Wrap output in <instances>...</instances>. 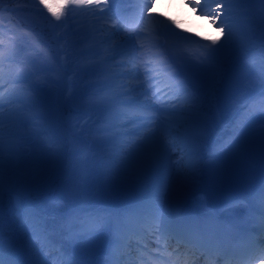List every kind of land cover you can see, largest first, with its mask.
I'll return each mask as SVG.
<instances>
[{
  "label": "bare ground",
  "instance_id": "1",
  "mask_svg": "<svg viewBox=\"0 0 264 264\" xmlns=\"http://www.w3.org/2000/svg\"><path fill=\"white\" fill-rule=\"evenodd\" d=\"M146 1L151 8L150 11L144 9L138 0H122L120 3H114V8L126 10L120 18L113 17L111 13L101 15L106 11L103 2L83 4V6L66 4V12L63 14V21L59 28L65 47V56L77 65L73 69L70 67L74 82L73 89L90 99H96L99 95H108L105 100L113 103L111 105L113 115L106 114L107 110L103 107L81 105L78 109L80 117L77 129L80 141L72 156L88 159L84 162L83 172L90 173L91 178L85 191L80 194L82 203L72 211L70 217L67 219L63 217L62 204L58 201H48L41 207L36 203L31 206L39 214V223L47 231L51 240L63 249H66L68 245L69 225L73 226L71 233L78 232L82 226H77L75 223L85 224L88 221L92 225L99 218L92 227L100 228V222L103 221L104 230L97 233L96 243L91 247L86 240L84 242L93 249L88 253L90 259L94 254L97 256L100 254L102 246L109 244L107 247L110 253L106 256L108 259L114 251L117 232L110 219L111 215L96 201L98 195L107 191L116 195L124 204L122 214H126L136 207L135 202L142 200L146 203L148 199L151 200L159 193L166 192L167 213L174 214L180 222V227L190 222H193V228L196 227L195 223L198 224L197 231L192 234L195 238L203 240L201 246L207 254L217 249L222 251L225 248L241 256V258L237 256L227 260V264L248 262L243 252L244 239L249 233L255 235L264 232V225L261 223L264 219V193L259 192L253 205L252 203L239 204L221 210L218 216L206 210L207 207L215 206L213 200L218 196L215 192L211 200L208 198L214 188L212 185L206 186V177L207 174L211 178L212 175H217L210 161L217 165H223L226 161L227 151H223L221 155L218 153L224 150L223 145L230 139L231 133H235L233 138L240 133L243 136L248 133L246 130L250 127H242L240 116L245 114L249 117L257 110L253 107L254 100L259 99L257 88L252 86L254 78L243 75L249 70L247 62L252 61L251 49L246 45H237L233 37L220 58V67L222 64L230 66L233 63H238L240 67L231 90L224 99L225 118L219 120L216 111L221 102L215 96L219 85L218 75L214 71L202 73L198 69V62L206 49L217 47L224 41L223 36L216 44H213L212 40L213 37L220 35L214 27L218 25L213 24L208 16V8L215 7V0H200L202 5L204 2H209L208 8L204 11L199 10L196 0L191 1L190 4H187L189 0ZM162 8L166 10L163 11ZM241 8L244 12L239 13L236 9L229 18L233 29L236 28L235 18L239 16L245 19V23L250 24L252 15L247 9V4ZM142 9H144L143 19L141 18ZM97 18L102 19L95 23V35L100 38L102 35L109 34V37L103 39V46L91 47V38L87 37L83 23ZM181 43L185 44L183 48L180 46ZM209 45L212 46L209 47ZM5 49L0 45V51L3 52ZM180 49L181 53H177ZM151 50L158 51V54L150 56ZM119 52L122 54L119 55ZM130 52H134L135 55L131 56ZM10 57L12 60L0 65V86H5L4 89L0 88V104H3L0 112L8 115L9 108H14L22 109L19 115L21 117L28 114L34 116L36 108L39 107L46 126L47 134H42L40 131L36 135L35 140H41L37 145L27 142L29 148L39 147L38 156L33 158L37 165V172L28 187L32 189L42 185L52 169L54 157L59 153L58 144L53 138L57 136L60 129L56 123L54 101L44 91L49 84L46 83L42 88H38L32 83L29 70L18 76L23 73L25 62L18 61L14 53ZM184 58L186 63H183ZM145 61L154 63L149 67L153 70L150 74L145 72L147 69ZM2 69L8 71L10 76L1 77ZM127 69L130 70V74L137 70L141 72L132 78L130 75H125L124 72ZM113 74H119V76L101 79L102 76ZM16 76L17 79L10 82V79ZM104 85L107 87L104 88ZM2 92L5 93L2 94ZM193 93L200 97V102L195 108H190L186 97ZM112 94L118 97L110 98ZM260 98L264 99V97ZM122 100L126 103H116ZM141 111L153 114L152 118L133 119L135 113ZM156 118L162 119L170 130V134H165L163 137L164 143L171 144L169 140H174L177 145L170 148L171 159L162 166L155 163H141V153L133 152L132 155H127L132 145L142 140L151 128H140L141 131L137 134L125 131L130 128V125L147 120H151L148 122L149 125L155 126L152 120ZM187 118H191V121L185 125ZM31 119L25 117L20 125V130H27L24 134L26 139H32L28 131L32 124ZM181 130L188 131L190 136L180 139L179 134L173 133ZM48 135L50 138L47 140ZM105 135L109 138L104 137ZM175 150H178L177 154ZM208 155L212 156L211 159L207 158ZM178 156L189 160V166L176 164ZM188 176L193 178L191 183L186 180ZM136 181L138 182L136 191L124 195L125 190H130ZM181 183H185L188 188L181 186ZM215 183L218 185V181ZM175 188L185 194L181 202L174 201L173 207L170 208L167 201L171 199ZM199 197L201 200L195 205L193 200ZM183 203L190 206V212H181L180 207ZM197 210H203L206 214L199 218L195 215ZM191 212L194 214L192 215ZM63 218L65 222H62ZM126 224L128 227L123 232L136 225L135 217H128ZM147 224L144 225L147 235L157 233V239H172L173 236L170 234L162 235L151 226V223ZM192 230L194 229L184 228L186 236H190ZM184 241L183 243L173 240L171 243V245L177 243L182 247L178 255L186 249L182 260L177 261L178 264H182L183 260L190 258L191 253L198 251L193 248L197 243L195 240L187 238ZM224 243L229 245L225 247ZM23 244L27 245L28 251L25 256H20L18 250ZM0 245L4 248L6 264H12V261H17L18 264H39L40 261L47 259L45 251L32 241L29 231L17 218L15 202L9 199L7 192L4 199L0 200ZM122 253L123 250L120 248L114 252L116 264H125L126 261L131 262L135 259V256L129 259L119 258ZM254 261L257 263L253 264H264V257Z\"/></svg>",
  "mask_w": 264,
  "mask_h": 264
},
{
  "label": "rangeland",
  "instance_id": "2",
  "mask_svg": "<svg viewBox=\"0 0 264 264\" xmlns=\"http://www.w3.org/2000/svg\"><path fill=\"white\" fill-rule=\"evenodd\" d=\"M16 1L17 4L13 7L0 10V45L6 48L5 51H0V65L6 61L12 60L10 55L14 53V56L18 58V61L20 60L25 62L23 73H20L18 76L25 74L29 70L32 75V83L38 88H42V86L46 83L49 84L47 90L44 89V91H46V93L50 95L49 98L54 101L56 123L60 129L57 136L53 138V140L55 139L58 144L59 153L54 157L50 173L46 176L42 185L28 189L26 191L25 198L28 204L32 205L36 203L40 207L48 201H58L62 204V215L65 219H67V217H70L72 211L82 203L80 194L85 191L87 183L91 178L90 173L83 172L84 162L88 159L85 157L72 156L78 146V142L80 141V134L77 129L78 119L80 117L78 109L81 105L103 107V109L107 110L106 114L112 116L113 112L111 110V105L113 103L105 100V98H108V95H99L96 99H90L89 97H83L81 93L73 89L74 82L70 67L73 69V67L77 65L72 63L68 56H65V47L59 28L63 21V14L66 12L65 0H51L50 2H47L54 10L60 11L59 19L53 16L51 12H49L48 9L41 3H34L32 0ZM191 1L194 2L195 0H189L187 4H190ZM208 4V1L204 2L203 5H205V9L208 8ZM62 5L63 7H61ZM80 6H83V4ZM247 9L252 15L250 18V24L245 23V19L242 18V16L235 18L236 28L233 29V37L236 39L237 45H246L251 49L252 61L247 62L249 70L245 71L243 75L254 78L252 86L254 85L253 87L258 89L259 97H262L264 95V14L260 11L261 6L256 3L247 4ZM162 10L164 11L166 8H162ZM238 12H244V9L240 8L238 9ZM103 18L105 19L106 17ZM99 19L102 18L92 19L89 22L87 21L83 23L84 28L86 29L87 37L91 38V47L103 46V39H108L109 37V34L102 35L100 38L95 35V23ZM229 22L231 23V21ZM214 27L217 29L218 26ZM42 30L47 34L46 38L48 39L49 37V40L52 43V48L41 42L40 35ZM180 46L183 48L185 44L181 43ZM211 46L212 45H209V47ZM159 51H161V49ZM177 53H181V49L177 51ZM118 54L121 55L122 53L119 52ZM129 54L131 56L135 55L134 52H130ZM157 54L158 51L151 50L149 55L156 56ZM144 63L147 68L145 72H149L150 74L153 70L149 69V66L154 63L150 61H145ZM183 63H186L185 58L183 59ZM239 67L238 63H233L230 66L222 64L220 67V73L218 75L219 85L215 95L217 100L221 102L220 107L216 111V116L219 120L225 118V107L223 106L224 99L231 90V87L238 75ZM129 71L130 70L127 69L124 73L125 75H130L132 78L138 76L141 72L140 70H137L132 71L130 74ZM9 76L10 74L8 71L5 69L1 70V77L5 78ZM118 76L119 74H113L109 76H102L101 79L105 80ZM15 79H17V76L11 78L10 82H13ZM106 87L107 85H104V88ZM0 88L4 89L5 86L1 85ZM4 93L5 92H2V94ZM113 95L115 94H112L110 98L116 97ZM156 96H158L157 93ZM116 103H126V101L122 100ZM4 115L6 118L8 117V115ZM152 116L153 114L151 113L141 111L136 112L133 119L152 118ZM25 117L32 118V124L28 130L31 133L32 139H26V141L37 145V143L41 140H35L36 135H38L40 131H42V134H47L42 110L37 107L34 116L30 114L22 117L19 116V120L22 122ZM241 118L243 120L244 115H241ZM34 120L35 122L33 123ZM150 121L151 120H147L146 122L140 124H132L125 132H134L137 134L141 131L139 130L142 128L140 126L145 123L148 124ZM190 121L191 118H187L185 125H188ZM153 123L154 120H152V124ZM249 125L251 128L246 130L249 134L247 133L245 136L239 135L234 145L229 142L230 140L226 141V145L230 144L225 147V151H227L228 155L223 165H217L213 161H210L211 167L215 170L217 175H212L211 178L207 174L206 186L212 185L214 188L213 193H218L219 198H217V200H220V202L222 201L220 207L222 209L239 204H247L246 201L248 199L253 200L257 195L256 192L260 191L262 185H264V174L259 175L261 178H257L258 176L252 173L247 166H245L244 161V151L247 147L255 145L261 149V145L264 144V109L257 110L252 114L249 118ZM20 131L23 134L27 133V130L25 131V129H21ZM181 132H183V134L180 133L183 138H185L184 136L186 135V137L190 136L187 131ZM174 133L176 134L177 132ZM104 137L109 138L108 135H105ZM46 138L48 140L50 138L49 135ZM169 142L171 144L175 143L174 140H169ZM120 146H125V144H120ZM244 146H246L245 149H243ZM29 149L33 153V158H36L38 156L39 147L35 148L32 146ZM177 153L178 150H175V154ZM176 164L188 165V162L178 156L176 157ZM60 173L62 176H60ZM236 179H241L247 187L250 186L249 189L247 188L248 193H244L237 198L229 199V187L231 181H235ZM186 180L191 183L193 178L188 176L186 177ZM217 181L218 185L215 183ZM134 184L135 185L130 190H125L124 195H128L131 191H136L138 182L136 181ZM53 186H58L56 195L51 192L53 191ZM181 186L188 188L185 183H181ZM184 194V192L178 191V188H175L171 199L167 201L168 207L172 208L174 201L181 202ZM198 199L200 200V197ZM199 200H196L197 203ZM96 201L101 204L102 208L107 209L112 214L118 210H122V201L116 195L108 193V191L107 193L99 194ZM142 202V200L137 201L136 205L143 204ZM208 210L215 211L217 208L214 209L208 207ZM37 216H39L38 213ZM169 217H171V215H169ZM65 219L63 218L62 222H65ZM85 238H87V240ZM70 239L72 244L69 251L65 254L74 261H83L85 264H87V262H91V264H103V261L107 259L106 257H94V259L91 260L86 257L88 249L90 251H93V249L90 247L91 245L89 246L86 242H84V240L91 244H95L97 241L95 230L93 229L91 231L89 226L78 233H71ZM147 242L148 246H146L147 244L141 242L139 239H133L130 242L128 241V249H134L132 253L138 252V257L140 256V258H146L145 260L151 264H157L150 254L162 255L161 248L155 244L152 245L154 246L153 248L151 247V243H149V241ZM141 247L148 249H146V251H135L139 250V248L141 249ZM26 248V244L22 245L21 251L18 252L19 255L21 252H27ZM101 252L107 254L109 253V249L102 247ZM45 258H47L51 263L52 261L57 260V256L52 255L47 251H45ZM211 264H221V262L212 261Z\"/></svg>",
  "mask_w": 264,
  "mask_h": 264
},
{
  "label": "snow or ice",
  "instance_id": "3",
  "mask_svg": "<svg viewBox=\"0 0 264 264\" xmlns=\"http://www.w3.org/2000/svg\"><path fill=\"white\" fill-rule=\"evenodd\" d=\"M94 2H103L105 4L106 11L102 12L101 15L111 13L113 17L120 18L126 11L113 7L114 3H120L122 0H65V4H92ZM40 3L53 16L59 19L60 11L54 10L47 3V0H40ZM249 3L259 4L261 6L260 11L264 14V0H215V7L208 8V16L213 24L218 25L217 31L220 34L212 38L213 44H216L221 36L224 37V41L217 47L206 49L205 54L198 62V69L202 73L214 71L219 75L220 58L227 50L234 36L233 26L229 22V18L236 9ZM196 4L200 11L205 10V5H202L200 0H196ZM144 9L151 10L147 4L144 5ZM144 9L141 10L142 19ZM185 91L188 90L185 89ZM186 99L190 108H195L200 102V97L194 93L187 96ZM2 107L3 104H0V108ZM21 112L22 109L9 108L7 118L4 113L0 112V200L4 199L6 192L9 199L14 200L16 216L23 222V227H26L29 231L32 241L42 251H47L57 256V260L52 261V264H85L83 261L76 262L70 257H65L63 250L52 243L47 231L40 225L37 213L33 210V207L26 202L25 194L36 175L37 165L34 162L32 151L27 146L26 136L20 131L21 121L19 120V115ZM6 124L7 127H5ZM154 125L143 124L140 126L142 128H151V131L147 132L142 140L136 141L132 148L129 149L127 155L130 156L133 152L141 153V163H155L162 166L166 165L171 159L170 148L177 145L175 143H164L163 137L165 134H170V130L160 118L154 120ZM260 169L262 174H264V144L261 145ZM261 191L264 193V185H262ZM165 197L166 192H161L149 202L138 205L126 214L117 211L111 215L110 219L116 228L117 237L113 253L109 255L108 259L103 261V264H116L114 252L118 251L122 245L121 235L123 230L128 227L126 224L128 217H135L138 222L142 220L150 222L151 226L160 231L162 235L168 232V221L166 219L168 213L166 211ZM261 223L264 225V219H262ZM72 229L73 226L69 225L67 230L71 233ZM243 252L249 262L264 257V232L255 235L249 233L244 239ZM0 264H6L3 245H0ZM12 264H18V262L12 261ZM39 264H49V261L44 259ZM87 264H91V262H87Z\"/></svg>",
  "mask_w": 264,
  "mask_h": 264
},
{
  "label": "water",
  "instance_id": "4",
  "mask_svg": "<svg viewBox=\"0 0 264 264\" xmlns=\"http://www.w3.org/2000/svg\"><path fill=\"white\" fill-rule=\"evenodd\" d=\"M260 154V150L256 147H251L246 151V159L249 161L251 168L255 172H261Z\"/></svg>",
  "mask_w": 264,
  "mask_h": 264
},
{
  "label": "trees",
  "instance_id": "5",
  "mask_svg": "<svg viewBox=\"0 0 264 264\" xmlns=\"http://www.w3.org/2000/svg\"><path fill=\"white\" fill-rule=\"evenodd\" d=\"M12 0H0V4H1V2L4 4V6H5V2H11ZM38 2H40V0H38Z\"/></svg>",
  "mask_w": 264,
  "mask_h": 264
}]
</instances>
